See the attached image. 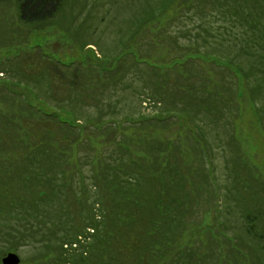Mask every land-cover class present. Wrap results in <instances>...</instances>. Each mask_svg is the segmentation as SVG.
I'll return each mask as SVG.
<instances>
[{"label":"trees","instance_id":"trees-1","mask_svg":"<svg viewBox=\"0 0 264 264\" xmlns=\"http://www.w3.org/2000/svg\"><path fill=\"white\" fill-rule=\"evenodd\" d=\"M99 1L0 0V25L7 24L10 6L17 17V26L11 22L0 41L12 44L15 36L25 40L24 29L47 25L75 36L72 27L78 14L106 12L111 5L100 9ZM171 1L140 10L127 43L121 38L119 51L106 62L64 63L37 51L22 57L19 65L12 66L10 60L8 69L0 68L14 79L3 82L13 97L0 108V259L24 245L40 246L41 253L59 243L65 264H224L225 258L229 264H242L230 248L228 255L217 252L212 239L213 251L202 254L182 242L185 231L180 229L195 212L186 210L189 188L194 182L200 183L198 190L207 185L197 166L203 160L212 163L202 156L208 154L202 138L206 124L199 130L201 136L195 128L203 124V111L217 112L211 94L224 93L217 79L209 77L214 88L210 93L205 83H191L188 77L199 75L192 70L195 60L225 65L209 59L211 55L234 68L241 64L245 78L260 76L264 81V0H187L184 8L185 0L180 3L183 11L174 15L179 20L158 23ZM187 21L190 25H181ZM225 38L234 43L227 51L224 44H214ZM170 41L178 52L165 56ZM27 61L32 68L22 70ZM46 79L49 94L41 88ZM132 85L134 93L127 102ZM227 88L236 94V85ZM262 94L250 88V95ZM141 103L153 110L141 112ZM187 109L196 114H186ZM225 118L232 128L230 141L237 143L233 120ZM217 121L218 117L211 119L210 130ZM190 137L197 144L189 145ZM212 150L216 148L209 147ZM196 171L202 174L198 182ZM235 187L233 183L229 190ZM253 208L258 212L253 219L259 223L264 205L254 199ZM239 219L252 217L226 210L225 221ZM241 230L244 234L243 225ZM257 244L264 251V242L250 240L253 260L247 264H264V258L258 260ZM242 248L248 251L245 243Z\"/></svg>","mask_w":264,"mask_h":264},{"label":"rangeland","instance_id":"rangeland-1","mask_svg":"<svg viewBox=\"0 0 264 264\" xmlns=\"http://www.w3.org/2000/svg\"><path fill=\"white\" fill-rule=\"evenodd\" d=\"M166 1L167 0H100L97 7L101 9L103 5L111 2V5L108 4L107 6L109 10L107 8L106 12L95 10L93 14H88L86 11L80 15L78 14L75 18L74 26L72 27L76 32L75 36H70L61 28L58 29L48 25L37 30L24 29L25 40L24 37L21 39L15 36L14 43L17 42V40H23L25 43L4 44L0 41V68L8 69L7 66L10 60L13 62L11 63L12 66L19 65L22 57H25L27 54L29 56L35 54L37 51L42 57L45 55L51 56L64 63L81 61V65H83L87 63L86 61H98V59L106 62L108 58H111V56L117 54L119 51L116 49V46L120 43L121 38L124 39L123 43H127L126 37L127 35L129 36L128 30H130V26L133 21H135L136 15H139L140 10L160 5ZM183 1L185 0H172L167 5V8L160 14L161 16L157 20L158 23H164L165 20L171 16L173 20H179L174 18V15L176 11L177 13L183 11V8L180 7V3ZM186 3L187 0L183 4L184 8L186 7ZM178 7L180 8L178 9ZM6 12L7 21L10 24L7 22L6 25H0V39L4 37V35L2 37V34H5L4 31L12 27L11 22L13 26H17V17L14 7H8ZM0 13H2V10H0ZM4 21L6 22V17ZM181 25L186 26L190 24L187 21ZM126 28L128 34L125 33ZM181 40H183V37ZM123 43L120 49H122ZM183 43H187V41ZM221 43L225 45L224 51H227V45L234 46V43L227 42L226 38L224 42L215 41L214 44L218 46ZM35 44L37 47L34 48ZM167 46L168 48L165 56L175 55L178 52L174 49V44L171 41L167 43ZM16 50L21 51L19 56L17 54L18 52H15ZM217 57L208 56L209 59L212 58L214 61L220 60L225 63V65H215L195 60L192 62V70H196L199 75L191 78L188 77L191 83H205L210 93L214 88L209 82V77L211 79H217L219 83H222L218 89L223 90L224 93L218 95L211 94L212 99L221 98V95H225L227 96L226 99L229 106L228 109L222 110V115H219L218 112L203 113L200 116V118L203 119V124L199 123L195 128L196 134L201 136L199 130H202V126L205 124L206 116L209 115L211 119L218 117L217 124L214 125V128L202 137L203 141L206 140L208 143L207 146L204 147L207 148L208 154L207 156L202 154V156L212 159V163H206L203 160V163L197 166L199 172L205 174L207 185L205 184L203 190H198L200 183L194 182V188H189V196L186 200L189 208H186V210H188V214L191 210L195 212L189 219L184 221V223H186V228L180 229V231H185L182 242H186L190 247L193 246L197 248L201 254L206 251L208 253L209 251H213V247L211 246L210 248L211 244L209 242V240L212 239L218 245L217 252L219 250L221 254H225L226 252L228 255L231 254V252L228 251L230 248L232 252L238 253L242 264H247L249 259L253 260V248H250V240H255L256 243L257 241L260 243L264 242V222H262L264 219H261L259 223L253 219V216L258 213V207L255 206L257 211L253 208L254 199L259 202V205H264V81L260 76L245 78L240 69L241 64H239L237 68H234L225 60L220 59V56ZM20 67L22 70H29L32 68L28 61L23 63ZM6 76L7 73L0 72V108L3 106L7 107L8 100L10 102L12 99L11 97H13L8 94L9 88L4 83H12L14 79H8ZM255 82L260 83L262 86L254 84ZM48 83L49 81L46 79L41 86L42 89H45L47 94H49V90L47 89ZM230 83H233L234 87L236 85L237 90L235 95L227 88ZM12 87L15 88L13 84ZM250 88L260 89L263 91V94L257 97L250 95ZM18 90L23 94L24 90ZM11 91L14 92L13 89H11ZM133 93L134 85L127 90V102H130ZM121 99L123 102V96ZM139 109L143 113H148L153 110V108L146 105V103H141ZM123 110L125 112L129 111L124 102ZM227 113L228 115H226ZM226 116L233 120L238 153L232 148L219 147L218 139L220 137L218 138L217 134L219 119L223 120ZM179 118L184 117L179 116ZM177 126L178 124L174 123L173 128ZM221 127L222 129H226L227 132L232 129L230 124L225 122H222ZM183 129L186 130V127ZM190 130L194 131L193 127L190 128ZM188 139L191 140L189 145L197 144L191 137ZM199 144L198 147L203 146L201 143ZM209 147L216 148V150L209 151ZM222 149H225V151L222 152ZM234 153L235 155L237 154V159H235V161L232 160ZM192 154L194 155L193 151ZM233 161L235 164H232ZM193 164L198 165L195 158ZM199 174L202 176L201 173L195 172L194 180L199 178ZM198 180H201V178L197 179V182ZM233 183H235L236 187L229 190L230 185ZM236 199L239 205L232 207L233 201ZM226 210H230L241 217L243 214H249L252 220L248 221L247 219H243L242 221V219H239L234 222H227L225 221ZM260 214L264 216V209L260 211ZM230 224L234 226H231V229H226L225 227H230ZM242 225L245 228L244 234L243 230H241ZM248 226H253L254 230L248 233L246 230ZM245 237L250 238V240H247ZM243 243L248 247V251L242 248ZM2 246L3 241L0 239V250ZM54 247L55 248H49L39 253L42 248L31 244L21 246L14 252L20 256L19 264H65L66 258L62 255L63 250L61 251L59 243H55ZM65 249L72 251L70 246H67ZM256 251L258 260H262L264 258V251L260 244L256 245ZM70 254H72V252L67 253L68 256ZM222 258H225L224 255ZM208 261L210 262L212 259L209 258ZM225 261L224 264H229L230 262L227 258H225Z\"/></svg>","mask_w":264,"mask_h":264},{"label":"crops","instance_id":"crops-1","mask_svg":"<svg viewBox=\"0 0 264 264\" xmlns=\"http://www.w3.org/2000/svg\"><path fill=\"white\" fill-rule=\"evenodd\" d=\"M193 1H195V0H193ZM190 2H192V0H190ZM206 8H207V6H204V9H206ZM183 44H186V43H183ZM212 101H213V104L215 106L214 109H215V111L218 112L219 115H222L223 114V111H222L223 109H228V106L229 105H228L227 99H225L223 97H221V98H213ZM203 113H205V112L203 111L201 114H203ZM186 114H196V112L187 109L186 110ZM226 115H228V113ZM222 122H225L226 123V119L225 118L223 120L219 119V126H218V138L220 137L218 139L219 140V146L220 147H228V148L234 149L237 144L235 143V141L233 143H231V141H230V139H231L230 138V131L228 133H226V131L224 129H222V127H221ZM205 124L206 125H205L204 131H205V133H207L208 131H210V126H212L211 119H210V116L209 115L206 116Z\"/></svg>","mask_w":264,"mask_h":264},{"label":"water","instance_id":"water-1","mask_svg":"<svg viewBox=\"0 0 264 264\" xmlns=\"http://www.w3.org/2000/svg\"><path fill=\"white\" fill-rule=\"evenodd\" d=\"M20 257L16 252L9 251L1 257V264H19Z\"/></svg>","mask_w":264,"mask_h":264}]
</instances>
